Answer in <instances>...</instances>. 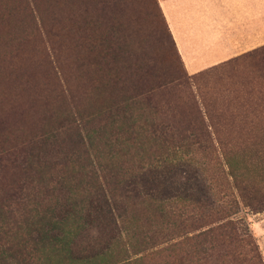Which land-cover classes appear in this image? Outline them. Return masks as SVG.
I'll list each match as a JSON object with an SVG mask.
<instances>
[{"label": "rangeland", "instance_id": "rangeland-1", "mask_svg": "<svg viewBox=\"0 0 264 264\" xmlns=\"http://www.w3.org/2000/svg\"><path fill=\"white\" fill-rule=\"evenodd\" d=\"M173 1L167 0L170 6ZM172 5L164 14L158 0H119L98 5L105 9L100 14L90 0L87 4L82 0H0V122L7 134L17 135L19 143L29 140L46 110L41 105L43 100L46 103L44 96L64 93L73 98L71 106L80 98L68 58V19L76 39L83 36L85 17L129 21L130 31L142 44L180 65L167 37L169 31L187 76L264 45V0H182ZM111 25L117 28L115 22L103 23L98 32H107ZM221 81L201 85L206 103L212 104L215 98V106L222 108L206 121L213 132L212 151L195 144L189 152L180 151L182 159L175 160L191 158L192 163L158 169L163 182L153 192L158 202L141 196L142 206L125 214L130 219L117 221L114 238H102L98 225H82L83 230H72L67 238H15L19 245L12 256L19 264H264V123H259L255 112H244L239 99L226 100L229 83H234L231 89L239 96V63L234 72L222 74ZM191 89L197 92L194 86ZM48 108L55 111L52 104ZM102 143L91 140L92 147L86 144L72 156L95 165L109 151ZM128 149L126 159L138 167V148ZM52 159L50 167H43L42 178L34 180L39 201L35 207L50 213L38 212L35 220L44 216L49 230L57 233L59 223L52 209L58 207L54 202L58 194L70 191L82 198L88 194L83 182L77 187L72 178L76 174L68 173L71 163L62 167ZM185 165L201 176L203 189L194 186ZM78 170L85 172L80 166ZM0 216L4 230L14 231L12 219L1 211ZM51 216L53 220L48 221ZM220 224L226 227L219 229ZM205 229H214L208 238H190ZM11 240L0 238V264H17L5 251Z\"/></svg>", "mask_w": 264, "mask_h": 264}, {"label": "trees", "instance_id": "trees-1", "mask_svg": "<svg viewBox=\"0 0 264 264\" xmlns=\"http://www.w3.org/2000/svg\"><path fill=\"white\" fill-rule=\"evenodd\" d=\"M82 1L87 4V0ZM90 1L104 14L105 9L98 5H114L119 0ZM84 21L86 27L80 39L75 38L70 19L65 34L68 58L80 92L76 104L71 106L70 98L64 93L44 96L46 103L43 100L41 105L46 110L25 144L19 143L17 135L7 134L0 122V186L5 188L0 190V211L12 219L10 224L14 229L5 231L0 216V238H13L5 251L10 252V259L17 264L19 261L12 256L13 248L19 245L15 238H67L74 233L72 230L77 232L83 230L82 225L92 224L98 225L95 227L101 230L102 238H114L117 221L130 219L125 215L129 208L136 210L145 199L158 202L160 199L153 194L163 184L158 178L162 171L158 169L187 161L192 163L191 158L175 161L182 159L180 151H188L192 145L212 151L213 132L209 131L212 127L206 121L211 113H218L222 108L215 106V98L212 104L206 103V98L201 96V85L222 84V74L234 72L238 63L239 96L231 89L234 83H229L225 89L226 100L239 99V107L246 109L244 112H255L259 123H264V45L187 76L168 30L167 37L180 65L172 64L163 53L156 56L142 44L135 31H130L129 21L113 17L105 22L102 16L85 17ZM108 22H115L117 28L111 25L107 32H98L100 24ZM193 86L197 92L191 89ZM49 104L54 105V112L49 110ZM62 136L64 139L60 141ZM91 140L103 142V147L109 149L101 160L99 156L94 161L95 165L72 156L86 144L92 147ZM129 146L138 148V167L130 166V160L126 159ZM84 152L87 154L88 150ZM50 159L58 160L62 167L66 162L71 163L67 172L76 174L72 178H76L77 187L83 182L84 192L88 194L84 198L70 191L58 194L54 201L58 207L52 209L54 221L59 223L57 233L49 230L44 216L35 220L38 212L50 213L43 207H35L39 201L34 190V180L42 178L43 167L53 164ZM79 166L85 170L84 174L78 170ZM185 166L194 186L203 189L201 176L191 165ZM5 173H10V177L5 178ZM18 206L21 207L17 211L14 207ZM69 220L71 225L66 224ZM225 227L220 224L219 229ZM213 230L205 229L190 238H208Z\"/></svg>", "mask_w": 264, "mask_h": 264}, {"label": "crops", "instance_id": "crops-1", "mask_svg": "<svg viewBox=\"0 0 264 264\" xmlns=\"http://www.w3.org/2000/svg\"><path fill=\"white\" fill-rule=\"evenodd\" d=\"M158 2L162 8L163 13L166 14V13H169L168 11H170V7L172 8V6H174V5H172L173 2H176L177 4H179V3H182V0H174L171 3V6H170V4H168L167 0L166 1L165 0H158Z\"/></svg>", "mask_w": 264, "mask_h": 264}]
</instances>
